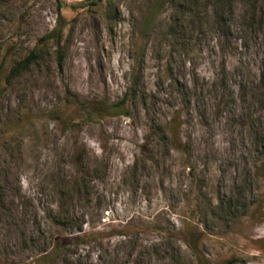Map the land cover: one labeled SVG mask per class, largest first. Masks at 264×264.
<instances>
[{
	"label": "rangeland",
	"instance_id": "rangeland-1",
	"mask_svg": "<svg viewBox=\"0 0 264 264\" xmlns=\"http://www.w3.org/2000/svg\"><path fill=\"white\" fill-rule=\"evenodd\" d=\"M41 248L264 264V0H0V264Z\"/></svg>",
	"mask_w": 264,
	"mask_h": 264
},
{
	"label": "trees",
	"instance_id": "trees-1",
	"mask_svg": "<svg viewBox=\"0 0 264 264\" xmlns=\"http://www.w3.org/2000/svg\"><path fill=\"white\" fill-rule=\"evenodd\" d=\"M29 60L28 59L27 61H25L22 65L20 64L19 67L22 68L24 66H26V64L29 63ZM28 66V65H27ZM26 68V67H25ZM121 115H124L125 117H128L129 115L127 113H122ZM80 231H81V228H80ZM61 249V248H60ZM63 249V248H62ZM37 252H39V255H40V260H39V263H48V264H54L52 263V260H51V257H53V253H50L48 251V249H40L38 250Z\"/></svg>",
	"mask_w": 264,
	"mask_h": 264
}]
</instances>
